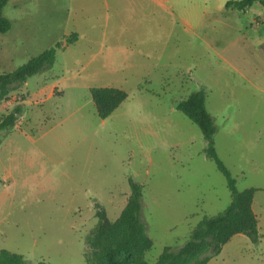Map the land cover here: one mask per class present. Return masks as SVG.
<instances>
[{"label": "rangeland", "instance_id": "374dc122", "mask_svg": "<svg viewBox=\"0 0 264 264\" xmlns=\"http://www.w3.org/2000/svg\"><path fill=\"white\" fill-rule=\"evenodd\" d=\"M229 1L241 0H8L0 74L50 48L57 54L0 102V120L24 110L0 132V251L35 264H87L95 204L115 221L129 177L144 186L153 247L143 260L182 247L232 200L200 129L177 110L204 90L220 159L240 191L258 190L259 231L257 243L236 235L208 264H264V7L239 11ZM95 87L128 97L102 120Z\"/></svg>", "mask_w": 264, "mask_h": 264}, {"label": "trees", "instance_id": "16d2710c", "mask_svg": "<svg viewBox=\"0 0 264 264\" xmlns=\"http://www.w3.org/2000/svg\"><path fill=\"white\" fill-rule=\"evenodd\" d=\"M264 7V0L229 1L226 8L246 11L254 4ZM8 0H0V33L11 30V22L3 16ZM76 35L68 43L76 42ZM60 47V45L58 46ZM57 48L45 50L38 56L10 73L0 74V102L8 100L16 86L24 85L28 79L51 69L56 61ZM92 101L100 119L110 117L127 99L125 91L114 87H95L90 89ZM177 110L183 113L201 131L207 143L204 153L212 160L217 170L227 181L231 203L225 211L216 216L204 217L193 229L190 239L179 249L166 247L155 264H208L221 253L224 245L236 235H244L253 243L259 240L258 221L253 211L255 188L240 191L230 170L220 159L215 148L217 132L214 120L206 107V92L199 90L180 102ZM22 105L15 106L0 120V132L16 127L23 115ZM130 195L120 216L111 221L105 209L95 204L98 222L86 237L87 264H152L143 257L153 247L142 219L144 186L132 177L128 178ZM0 264L29 263L21 254L8 250L0 251ZM36 264H47L39 261Z\"/></svg>", "mask_w": 264, "mask_h": 264}]
</instances>
